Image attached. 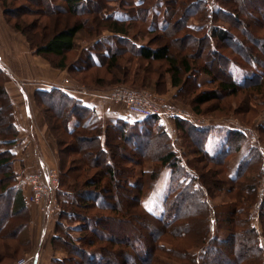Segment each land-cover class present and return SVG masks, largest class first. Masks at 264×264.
Returning a JSON list of instances; mask_svg holds the SVG:
<instances>
[{
    "label": "trees",
    "instance_id": "16d2710c",
    "mask_svg": "<svg viewBox=\"0 0 264 264\" xmlns=\"http://www.w3.org/2000/svg\"><path fill=\"white\" fill-rule=\"evenodd\" d=\"M9 1L18 0H0V7L7 23L15 32L25 36L31 50L46 59L54 69L68 70L73 79L76 73L88 70L106 71L104 77H101V74L91 75L90 84L85 81L80 82L88 89H92L90 85L95 81L106 88L113 84L124 83L126 80L128 82L131 78L146 87L148 85L146 83L151 79L149 77L151 71L141 76L138 73L132 74L130 70H123L122 58L127 53H131L144 62L147 68L153 63H161L162 68L164 67L162 73L164 78L166 74L169 75L170 84L174 88L183 90L193 78L197 81L196 86H200L202 82L198 80L201 74L208 75V81L217 82V89L195 95L192 103L197 114L202 113L200 108L203 104L219 100L225 92H230L229 95H235L240 91L249 92L250 96L264 95V71H262L264 65L257 64L254 60V49L241 48V42L232 28L214 25L205 32L203 26L189 25V20L197 17L201 22L211 19L213 23L224 21L228 24H230L228 18L232 17L241 23V18L225 7H218L209 14L206 11V0H190V2L176 0V3L162 0L161 4L165 6V12L168 14V21H165L160 28L163 35L158 36L157 39L162 43L159 45L156 40L150 38L149 45L140 46L135 41L136 37H129V33L131 29H136V23L148 20L156 6H159L156 5L155 0L138 1L136 11L140 14H137L138 17L122 13L118 16L101 14L108 2H120V0H98L97 5L92 4L94 0H41L44 6L50 7V13L56 18V22L60 16H77L78 13L88 10V14L94 16V26L98 25L99 29H96L97 32L94 34L93 27L87 28L86 23L82 21L54 30L52 34H46L49 31L47 27L40 33L37 28L40 43L34 41L35 35H31L27 29L26 21H21L23 15L20 10L14 8L13 3ZM238 2L243 9L247 6V2L251 5L257 2L259 8L264 7V0ZM49 16L51 17L47 14V17ZM103 30H109L114 34L109 46L98 38ZM182 30L203 34L202 37L195 39L198 48L194 54L185 49L178 56L172 51L174 41L184 42L182 37H178ZM81 31L88 32L89 37L96 35L97 39L94 40L91 48L85 49L86 56L83 60L69 64L68 55L76 49L77 36ZM189 31L186 34H191ZM155 32L157 31L154 26H147L146 33L152 35ZM45 35L47 36L43 38ZM248 38L260 48V44L262 46L264 44L263 37H256V34H251ZM232 41L239 44L236 45L235 50L240 57L243 52L247 55H244L245 57L251 58L249 63L243 65L241 61L231 59L230 55H220V62L216 58H211L204 60L203 64L196 63L199 61L197 56L204 48L209 49L211 54L217 55L218 51L215 49L217 45L231 50V47L225 45ZM240 48L243 51H240ZM106 75L111 76L114 82L107 84L103 79ZM163 75H160L162 79L156 83L158 94L165 92V90H157L161 86ZM5 83L6 74L0 67V250H3L0 252V262L9 259L11 264H14L19 249L23 247L30 249L31 242H18V249L14 248L11 253L8 240L17 237L31 220L26 195L17 187L19 174L15 169L17 158L14 148L19 143V131L15 124L14 104ZM180 97L181 94L178 93L177 98ZM35 102L48 122L55 120V130L62 132L56 136L60 163L57 192L60 213L51 244L55 249L66 251L68 256L65 259L54 258L51 264H71V262L73 264H264V248L260 233L251 224L249 217L246 219L239 217L242 213L240 209L242 201L256 204L257 200L258 202L261 200L259 211L264 235V189L259 199V181L264 177L263 169L258 170L257 176L250 183L242 182L250 171L254 172L253 164L262 161L261 152L252 149L251 153L242 159L234 175H228L227 182L217 180V177L225 172L226 158L241 150L245 140L243 132L229 131L223 141V147L214 154L207 150L205 144V148L199 150L203 160L221 170L216 169L212 173L198 171V173L194 168L195 161L183 163L182 158L173 149L171 137L158 117L104 122L93 109L60 89L37 91ZM173 120L176 129L184 136L188 138L192 134L194 141L201 140L203 129L185 119L175 117ZM261 128L264 130V125ZM74 136L79 143L83 142L86 147L96 150L95 154L91 152V159L81 158L77 164L75 163L76 160L71 157L76 152L75 142L69 141ZM118 138L131 144L133 157L123 150L118 151L119 153L115 152L113 143ZM154 142L158 143L157 148L154 147ZM145 150L154 155V159H149L156 164V167L138 174L136 168L144 161L137 160V156L146 160L149 155H142ZM114 161H120L125 167L118 166ZM128 164L134 165V168L129 169ZM166 167L170 168L172 178L164 210L160 216H156L143 205L142 201L156 186L162 170ZM94 170L96 173L98 170V173L90 174ZM181 170L186 176L176 175V172ZM225 183L231 184L227 193L232 196V200H235L228 216L224 213L217 214L216 208L210 207L208 200L212 197L206 193L208 188L218 190V187L224 186ZM119 189L128 192L129 195H122ZM194 204L196 208L194 207L193 213H190L188 208ZM92 210H97L98 213L94 216L89 215L92 214ZM212 216H215V221L218 223L215 231L218 232L217 235H213L215 229L213 230L212 227ZM147 224H152L155 228H149ZM139 228L144 232L142 235L138 233ZM71 230L83 232L85 235L76 240L70 234ZM221 233L223 237L220 236ZM78 258L81 260L77 261Z\"/></svg>",
    "mask_w": 264,
    "mask_h": 264
},
{
    "label": "rangeland",
    "instance_id": "374dc122",
    "mask_svg": "<svg viewBox=\"0 0 264 264\" xmlns=\"http://www.w3.org/2000/svg\"><path fill=\"white\" fill-rule=\"evenodd\" d=\"M36 2H32L31 0H18V1H9V3H13L12 6L17 7L21 15V21H26V26L31 35L34 36V41L40 43V37L38 35L37 28L39 30V33L42 31L44 28H49V31L47 33H51L55 30L62 29L67 26L73 25L76 21H82L86 23V27L90 28L93 27L94 31L93 33L96 34V29L98 28L97 26H94L93 18L91 14H88V10L85 12H80L77 14V16H60L56 22V18L52 16L50 13V7L44 6L41 0H35ZM140 0H120V2H108L106 4V8L101 11L102 15H114L117 14V16L122 13L125 15H131L133 17H138L140 15L139 13H136L137 11V2ZM154 1V0H153ZM156 1V9L153 10L151 13L150 17L146 22H138L135 25L137 26L136 29H131L129 33V37H136L135 41L138 45H149L151 39L154 41L158 39V36L163 35L161 32V27L162 24L165 21H168V14L165 12V6L161 4L162 0H157ZM170 2H174L176 0H169ZM182 1V0H180ZM207 1V6H206V11L209 14H212L218 7H225L229 12L235 13L238 15V17L241 18V23L236 21L234 18H228L230 24L224 22V21H216V23H213L211 19H206L203 22L200 21L199 17L197 18H192L189 20V25L190 27H204L205 32L210 29V27L214 25H221L225 26L228 29L232 28V31H234L236 37L239 39L241 42L240 46L241 48H244V50L249 47L254 49V56L257 57V59L254 60L256 61L257 64H263L264 65V44H260L261 48L253 43L248 36H251V34H256V37H263V43H264V7L259 8V5L257 2L254 4H249L247 2V6L245 9H243L239 5V0H206ZM190 2V0H188ZM99 3L98 0L93 1V5H97ZM43 5V6H40ZM92 5V6H93ZM90 6V5H89ZM175 7V6H172ZM177 7V6H176ZM19 13V14H20ZM17 14V12H16ZM48 15H51V17H47ZM138 14V15H137ZM19 16V15H18ZM15 21V20H14ZM39 25H36V24ZM105 29V24L103 25ZM102 26V27H103ZM147 26H154L155 34L149 35L147 32ZM187 31L189 30H182L179 32L178 37H182V40L184 42H178L174 41L172 43V51L180 56L179 53H183L185 49L188 50L191 53H195L198 48L197 44V38L202 37V33H197L194 31H189L191 34H186L188 33ZM36 33V34H33ZM88 32L86 31H81L76 40V49L73 50L69 55H68V63L72 64L76 61L83 60L85 58V49L86 48H91L92 45L94 44V40L97 39L96 35L89 37L87 35ZM93 34V35H94ZM98 35V34H97ZM193 35V36H192ZM47 35H45L43 38H45ZM175 36V35H174ZM173 36V37H174ZM39 37V39H37ZM114 34L111 33L109 30H103L102 34L100 37H98L103 44L109 46V44L112 43L113 41ZM151 38V39H150ZM172 38V37H170ZM196 39V40H195ZM159 45L162 43V41L158 40L157 44ZM182 43V44H181ZM236 45L238 46L236 42L232 41L231 43H227L225 46L231 47V50H227L225 47L223 48L221 45H217V48H215L218 53L217 55L211 54L210 50L207 48H204V50H201L200 55L197 56L198 60L196 63L203 64L204 60H209L211 58H216L220 62V55L225 56V55H230L231 59L241 61V63L247 64L249 63L251 58L245 57L247 55L241 54L242 57H240L237 54V51L235 50ZM204 47V46H202ZM201 47V49H202ZM237 48V47H236ZM240 48V51H243ZM245 55V56H244ZM74 61V62H73ZM248 61V62H247ZM123 70L127 71L130 70L132 74L138 73L141 76H145L148 71H151L152 73L149 75L151 78L148 80V84L146 87H143L140 82H134L133 78H131L130 81L120 84H113L111 87H102L100 84L93 82L90 86L92 89H88L86 86L81 84V81H85L86 83L90 84L91 80V75H100L101 77H104V73L106 71L99 70V69H93V70H88L86 72H81V73H76L74 76V80L79 84V86H76L77 88L81 89L82 91H91V92H105V95L103 98L105 100H108L117 106H122V108H125L123 104H117L116 102H113L110 100L109 95L115 91L118 88H126L129 90L133 91H147L149 92L154 99H156L157 103L165 109V105L169 107H173L177 112H180L183 114V116L186 117L187 121L192 123L193 125H196L197 127L203 129L202 130V138L201 140H195L194 141V136L191 134L188 136H184L182 133H180L175 126V123L173 125V128L169 125V123L172 122V120L175 117L181 118L180 116H164L163 118L160 119V123H162L168 132V134L171 137L172 140V146L173 149L178 153V155L182 158L183 163L185 164L187 161H195V169L198 172L206 173L210 172L212 173L213 170L220 169L219 167H216L213 164H208V162L204 161L199 150L201 148H206L207 150L214 154L218 152L223 146V141L226 139V136L229 131H241L245 134V140L242 144L241 150L237 153H233L232 155H229L226 160H225V172L221 173V176L217 177V180H223L227 182V177L228 175H234L236 168L249 153H251L252 149H258L259 152H261L263 159L261 162H256L253 165V170L254 172L250 171L246 175V180H242L244 183H250L251 180L255 179V177L258 174V170L260 168L263 169L264 171V130H262L261 126L264 125V95L260 96H254V95H249V92L245 91H240L236 93L235 95H229L230 92H225L222 94V97L219 100H215L206 104H203L201 106L202 113L197 114L195 110L193 109V103L192 100L194 99L195 95L198 93L204 92V91H209L213 89H217L218 83L217 82H211L208 81L207 78L209 77L206 74H201V78L198 80V82H202V84L199 86H196L197 81L195 78L191 80L190 83H188L183 90H180V88H174L170 84V76L169 75H164V67L162 68L161 63H153L151 66H148L144 63L141 62L139 59L134 57L131 53L126 54L123 56L122 61H121ZM62 71H67L68 70H62ZM124 71V72H125ZM256 71H260L256 69ZM264 71V69L262 70ZM154 72V73H153ZM69 75L71 76V73L68 72ZM160 75H163V81L161 82V86L158 87L157 90H165L164 93H156V83L157 81L161 80ZM240 76V75H239ZM72 77V76H71ZM73 78V77H72ZM120 78H123V76H120ZM107 84L113 83L114 80L111 78V76L106 75V78H103ZM210 79V78H209ZM195 80V82H194ZM79 81V82H78ZM181 94V97L178 99L177 94ZM126 109V108H125ZM171 109V108H170ZM43 120H44V128H36L33 127V124L31 125V131L30 135L33 133V136H36L34 138V142L38 143V140L47 148L51 147L53 143L56 144L57 147V153L59 156V151H58V145H57V140L56 136L57 134L60 135L62 132L55 130L56 128V122L55 120L52 121H47L45 118V115L42 113ZM130 117L133 118V120H138L141 119L140 117L130 114ZM171 118V120L169 119ZM163 119L166 124H164ZM162 120V122H161ZM174 121V120H173ZM60 133V134H59ZM80 133V132H79ZM29 134V133H28ZM81 134V133H80ZM70 142H75L76 146V152L74 156H71L74 158L75 163L79 162L81 158H86L87 160L91 159V152L95 154L96 150L93 148L86 147L87 145L84 144L83 142L79 143L77 141V137L74 136L73 138H70ZM153 141V139H152ZM151 141V142H152ZM154 147L157 148L158 143L154 142ZM157 146V147H156ZM113 149L115 152L119 153L118 151H122L124 153L127 152L128 155L131 157V150L132 146L131 144L126 143L123 140H120L119 138L116 139V141L113 143ZM142 155H149L146 160H143V158L140 156H137V160L139 161H144L140 166L136 168V172L140 174L142 171H149L152 170L153 167H156V164L151 161L150 159H154V155L150 153V151L147 152L145 150ZM150 158V159H149ZM118 166H123L122 163L119 161H114ZM59 172H60V163H59ZM127 167L129 169H133L134 165L128 164ZM25 170V171H24ZM198 172V173H199ZM97 174L96 171L90 172V174ZM57 171L56 173L52 172V177L53 179H57ZM193 174V173H192ZM33 176L35 174H31L29 171H26V167L22 168L21 173L19 177H27V176ZM176 175L179 177L186 176L185 172L183 170L176 172ZM171 170L169 167H166L165 169L162 170L158 181L156 183V186L153 188V190L148 194V196L143 199L142 203L143 205L149 209L154 215L160 216L161 213L164 210V205H165V199L167 197V193L170 187V182H171ZM250 180V181H249ZM18 183V182H17ZM260 183V194H259V199L262 196V190L264 189V177L262 180L259 181ZM231 187V184L228 183L224 186L218 187V190H214L213 188H208L207 194L211 195L212 198H209L208 202L210 207L216 208V212L218 213H224L226 216L231 211V206L235 202V200H232V196L227 193V190ZM59 189V182L57 184V190H55L54 194L50 199H48L45 203V205H36L32 200H31V191L28 190L27 188L24 189V193L27 196L28 201L39 210L40 213V220L41 226L40 228H47L48 226H51L54 222V219L56 218V221L58 220V215L60 213V205L58 201V196L57 192ZM119 192L122 195H129L128 192L119 189ZM260 201L256 204H250L247 203L246 201H242L240 203V209H242V213L239 215V217L242 219H246L249 217L251 219V224L256 227L258 232L261 235V240H262V246L264 248V235H263V227L261 225V218H260V211H259V204ZM255 203V201H254ZM194 207L196 208V204H194L192 207L188 208L190 213H193ZM92 214H89L91 216H94L97 212V210H92ZM212 227L214 230L213 235H217L218 232L216 231L218 223H216V218L215 216H212ZM30 224L23 230L17 237L14 239L8 240V242L11 245V253L14 248L18 249V242H31L30 249L29 247H23L19 249L18 252V257L16 258V262L14 264H19L20 261L25 260L28 262V264H51L52 259L58 256V259H65L68 254L66 251L61 250V249H55L54 250H48L45 248V245L43 244L42 246L39 244L40 240V233L39 236H37V231H36V225L37 221L36 219H32V216L30 214ZM13 222V220L11 221ZM17 223V222H15ZM131 223V222H130ZM150 223V222H149ZM56 224V223H55ZM78 224H76L77 226ZM80 225V224H79ZM129 225V224H128ZM133 225V224H132ZM152 224H147L149 228L154 229ZM74 226V227H76ZM131 227V225H129ZM134 226V225H133ZM129 227V229H131ZM142 228V227H141ZM138 229V233L142 235L144 233L142 229ZM70 234L78 240L80 237L85 235L83 232H78L76 231H69ZM220 236L223 237V234L221 233ZM93 238V237H92ZM52 245V244H51ZM10 249V248H9ZM45 250V252H44ZM55 250H61L63 252H56ZM3 251V250H2ZM0 250V252H2ZM45 253V256L43 255ZM40 256V257H39ZM70 257V256H69ZM12 259V258H11ZM81 260L80 258L76 259ZM75 261V260H74ZM83 261V260H82ZM12 262L9 261V259H6L4 262H0V264H11ZM71 264H73L71 262Z\"/></svg>",
    "mask_w": 264,
    "mask_h": 264
},
{
    "label": "crops",
    "instance_id": "0c3cea01",
    "mask_svg": "<svg viewBox=\"0 0 264 264\" xmlns=\"http://www.w3.org/2000/svg\"><path fill=\"white\" fill-rule=\"evenodd\" d=\"M0 67L6 74L5 86L15 108V124L19 131V143L15 146L14 153L17 158L15 169L19 175L24 167L31 174L44 177H48L50 172L56 173L57 171L59 173V156L56 144L53 143L51 147L47 146L46 148L39 140L38 143L34 142L36 136H33V133L30 135L32 124L33 127L36 125L37 129L44 128L41 110L35 102L37 91L60 89L93 109L104 122L117 119L133 120L125 108L105 100L103 98L105 92L82 91L76 87L79 84L67 71L54 69L46 59L36 55L31 50L27 38L15 32L9 26L1 7ZM166 107L174 109L168 105ZM169 119L171 120V118ZM164 120L166 119H163L164 124H166L167 122ZM169 125L173 128L174 121L172 120ZM56 178L58 184L59 174H57ZM27 205L32 219L37 221V236H39V233L41 235L39 244L41 246L44 244L48 250H54L51 241L55 236L56 218L51 226L41 229L42 219L40 220L39 210L28 199ZM55 251L63 252L61 250ZM43 255L45 256V253ZM55 258H58V256Z\"/></svg>",
    "mask_w": 264,
    "mask_h": 264
},
{
    "label": "built area",
    "instance_id": "2783aa9c",
    "mask_svg": "<svg viewBox=\"0 0 264 264\" xmlns=\"http://www.w3.org/2000/svg\"><path fill=\"white\" fill-rule=\"evenodd\" d=\"M109 98L117 104H123L128 113L140 118L158 117L161 119L164 116H180L186 119L180 112L169 109L166 106L163 109L147 91H133L126 88H118L109 95ZM52 176V172H50L48 177L42 175L19 177L17 187L22 190L26 188L30 190L31 200L36 205H45L46 201L57 190V180L53 179ZM19 264H28V262L22 260Z\"/></svg>",
    "mask_w": 264,
    "mask_h": 264
}]
</instances>
